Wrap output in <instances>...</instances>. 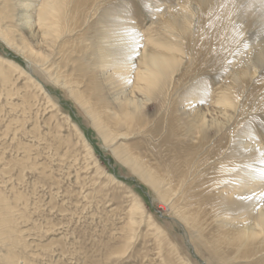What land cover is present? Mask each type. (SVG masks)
Returning <instances> with one entry per match:
<instances>
[{"label": "rangeland", "instance_id": "374dc122", "mask_svg": "<svg viewBox=\"0 0 264 264\" xmlns=\"http://www.w3.org/2000/svg\"><path fill=\"white\" fill-rule=\"evenodd\" d=\"M22 1L0 0V264H264V232L217 227L243 223L219 194L247 187L242 142L264 151V0H48L41 20L31 0L33 27ZM110 24L136 42L126 84L99 71ZM146 46L180 58L152 97ZM123 89L142 99L132 118Z\"/></svg>", "mask_w": 264, "mask_h": 264}, {"label": "bare ground", "instance_id": "6f19581e", "mask_svg": "<svg viewBox=\"0 0 264 264\" xmlns=\"http://www.w3.org/2000/svg\"><path fill=\"white\" fill-rule=\"evenodd\" d=\"M29 1L31 0H23L20 3V6H22L23 8L21 18L24 20V23L25 24L28 23V25H30L29 20L33 18V11L31 8L32 4H30ZM48 3H49L48 0L44 1V3L42 4L43 5L42 9L38 11V13L36 14L38 20L44 19L42 16L45 15L48 11L47 8ZM30 27H33V25H30ZM116 27L117 26L112 24H110L107 27H104L105 29L102 30L103 34L101 33L102 35L100 38V44L99 46H97V48L94 49L95 51L98 52L97 57L99 59L97 63L99 62L98 65L99 68L101 69L99 71L103 72L106 66H111L114 69V72L112 71L108 75H106L105 73H104L105 75L102 74L104 75V79L107 81H109V79L113 80L115 74H117L120 80L124 81V83L126 84L129 81L128 80L129 72L133 64L131 57L136 52L137 46L133 38H131L128 35V31L126 29H117ZM183 27L187 28L184 25ZM47 34H49V32H47ZM7 35L8 34H6V32L0 31V40L5 44H7L8 46H11L10 45L11 42L8 39ZM150 48L151 46L144 47L139 60L140 62L143 63L144 69L138 71L136 75L137 90L141 91L145 96L147 95L148 97H152L156 92H158L161 88L165 86L166 84L165 74L168 73L170 70L171 71L170 73L172 75L175 66L180 63V58H178V56H176L173 52L163 51L159 49H157L159 50L157 51V50H152ZM29 52L32 53L31 49H29ZM34 57L37 60L42 61L41 57L38 54H35ZM255 60L258 68L264 65V57L262 58L261 55H257ZM93 64L95 65L94 62ZM96 67L98 68V66ZM258 70L259 69H254L252 73H257ZM240 73L245 74L246 67L241 69ZM91 80L95 81L96 77L95 78L94 76L91 77ZM74 91L79 92L77 88ZM78 95L82 96V93ZM116 98L123 100V101H118L117 107H118V112L124 115L126 118H132L139 110L142 109V104H141L142 99H138L136 96H134L133 98L130 95V93L125 89H123L121 96H117ZM89 101L87 99L86 103H88ZM92 113L95 121H97L99 125V128L102 130L104 128V124L100 119L99 114L97 112H92ZM109 113H111L112 118H116V116L113 115L116 112L109 111ZM190 115L192 116L193 114ZM197 116L198 114L196 116L187 119V122L189 120L190 126L192 125H194V127L202 126V125L207 126L206 123L203 124L201 121L204 119L201 118L200 120L199 118L201 116H198L199 118ZM102 133L104 134L103 136L105 139L110 138V135L106 134L105 132ZM239 150L241 152L240 154L244 158L250 159L248 160V162L247 161L245 162L249 167L250 174H248V176L243 177L245 179L246 178L249 179L246 181L244 179V183L247 185V187L245 188L243 187L239 190H236L234 196L227 195L226 192H224L226 190H220L221 192H219V194L220 196H224L228 200H233V201L235 200L239 204V208L243 211L244 214L242 216L243 223L233 225L230 224L229 221H219V226L217 227L220 228V226L222 227L223 225L233 227L236 231H238V233L242 235V238L248 239V238H255L259 236L261 232H264V205L263 207L258 209V203L262 199L261 189L264 187V151L261 148H257V147L251 149L249 144L244 142H242L241 146L239 147ZM134 162L137 165V167L140 168V164L136 163L135 160ZM142 174L144 177L153 179L152 184L156 183L157 176L153 172L142 171ZM255 178L262 179V184H256L254 181H251L252 179ZM244 245H247V243L245 242Z\"/></svg>", "mask_w": 264, "mask_h": 264}]
</instances>
